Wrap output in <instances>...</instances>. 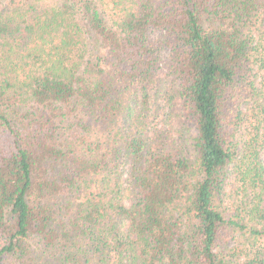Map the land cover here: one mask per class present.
Segmentation results:
<instances>
[{
  "label": "trees",
  "instance_id": "obj_1",
  "mask_svg": "<svg viewBox=\"0 0 264 264\" xmlns=\"http://www.w3.org/2000/svg\"><path fill=\"white\" fill-rule=\"evenodd\" d=\"M0 264H264V0H0Z\"/></svg>",
  "mask_w": 264,
  "mask_h": 264
},
{
  "label": "rangeland",
  "instance_id": "obj_2",
  "mask_svg": "<svg viewBox=\"0 0 264 264\" xmlns=\"http://www.w3.org/2000/svg\"><path fill=\"white\" fill-rule=\"evenodd\" d=\"M175 110L178 112V110L175 108ZM175 122H176V115H175V120H174ZM179 122V121H178Z\"/></svg>",
  "mask_w": 264,
  "mask_h": 264
}]
</instances>
